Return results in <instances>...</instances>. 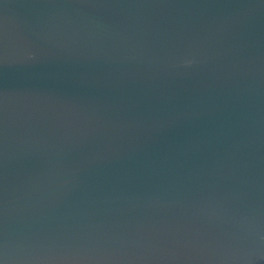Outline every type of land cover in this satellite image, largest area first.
<instances>
[{"label":"water","instance_id":"95a60500","mask_svg":"<svg viewBox=\"0 0 264 264\" xmlns=\"http://www.w3.org/2000/svg\"><path fill=\"white\" fill-rule=\"evenodd\" d=\"M0 264H264V0H0Z\"/></svg>","mask_w":264,"mask_h":264}]
</instances>
